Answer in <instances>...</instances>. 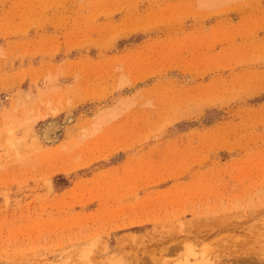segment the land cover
I'll use <instances>...</instances> for the list:
<instances>
[{"label": "rangeland", "instance_id": "1", "mask_svg": "<svg viewBox=\"0 0 264 264\" xmlns=\"http://www.w3.org/2000/svg\"><path fill=\"white\" fill-rule=\"evenodd\" d=\"M0 264H264V0H0Z\"/></svg>", "mask_w": 264, "mask_h": 264}]
</instances>
